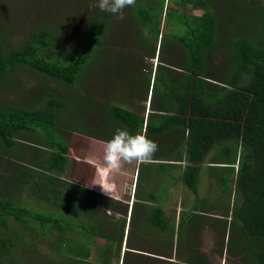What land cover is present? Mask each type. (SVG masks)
Returning <instances> with one entry per match:
<instances>
[{
	"label": "trees",
	"instance_id": "obj_1",
	"mask_svg": "<svg viewBox=\"0 0 264 264\" xmlns=\"http://www.w3.org/2000/svg\"><path fill=\"white\" fill-rule=\"evenodd\" d=\"M166 1L161 0L155 6L154 0H136L134 7L139 9L132 10V22L139 29V33L146 28L155 31L163 41L166 39L165 33H162L163 24L169 21L168 17L172 12L170 9L166 10ZM249 5L251 9L246 16L239 19L242 23L240 25L234 17H229L230 20L225 18L231 16L226 12L227 8L216 6L214 0H177L173 5L174 12L177 11L176 7L186 10L189 8L192 11L189 14L178 11L171 14L177 15L183 31L180 33L175 29L167 35L173 39L170 47L176 46L182 52L178 51L179 75L172 76L170 80L157 77L159 80L165 79L169 93L163 98L161 107L158 105L154 108L155 111L164 113L166 124L172 120L174 125L184 128L181 137H186L188 129V162H203L210 158L212 163L220 165L219 168H224L222 170L225 173H231L223 181L227 190L230 189V178L236 173L237 185L234 192L238 198L230 228L233 227L236 237V220L240 219L241 231L238 252L235 251L237 245H234V239L231 240L230 237L227 250L240 254L245 264H264V0H250ZM90 26L91 24L85 35L84 46L79 52L66 50L60 53L63 51L58 47L60 41L55 39L50 43L49 33L44 29L37 33L35 42H26L18 48L6 46L0 39V84L13 80V72L30 68L66 86H73L83 72L82 66L90 61L92 53L102 48L108 49L102 43L103 33L99 32L97 26ZM133 32L138 34L135 28ZM162 45L168 47V44ZM53 48L56 50L55 58L49 57ZM45 49L49 50L47 55L44 53ZM217 50L225 53L228 58L221 60L219 65L214 67L211 59ZM155 57L156 52L151 58ZM168 64L173 65V62L165 63ZM65 106L64 101L52 95L38 109L0 106V142L5 150L11 151L17 144L15 139L19 138L23 131H43L48 134L50 142L45 146L47 148H38L43 162L38 159L32 167L20 165V180L17 186L20 191L31 187V193L37 199L51 202L57 208L72 214L77 212L78 207L64 198L70 195L77 200V194L80 193H77L76 183L61 178L66 171L68 149L60 138L54 137L47 129V124L52 123V118L54 121L55 110L61 111ZM111 109L115 118L123 123L130 134H143L146 124L143 116L112 104L107 106V110L103 108V111L110 113ZM169 114L174 116L169 117ZM166 124L161 129L155 128L150 119L147 120L146 136L163 133L164 129H167ZM188 124L190 127H187ZM76 133L90 135L83 131ZM223 143L225 147H222ZM188 172L194 174L197 168L189 166ZM0 180L5 183L3 179ZM190 181L191 187L197 182L195 177ZM44 183L52 185L50 196H47L46 192L45 196H41L40 191L35 193ZM80 189L85 197L89 196V190ZM232 192L233 190H230L231 194ZM239 197L242 198V203ZM8 219L17 222L23 231H31L34 236L36 232L30 230L31 222L42 230L52 229L50 233H59V237L63 236L64 232H73L72 228L77 226V235L81 236L82 240H77V250H67L74 255L77 264H93L92 260H96L91 257L92 249L88 247L91 237L88 234L93 233L99 223L91 224L84 220L73 225L72 220L68 218L69 221L63 222L57 215L33 211L23 204L0 198V232L8 228ZM98 228L100 234L109 241L116 239L114 235L102 232L101 227ZM14 239L12 236H0V264H19L24 261L25 258H21L23 254L18 252L21 245ZM83 242L85 244H82ZM105 250L110 256L106 254L107 256L101 259L104 264L120 263L118 252L112 247ZM183 252H176L179 262L164 260L171 259L165 255L161 256L164 259L149 261L151 264H183ZM128 257L131 259L129 263L145 264L143 257L131 258L130 255L123 259L122 264H125Z\"/></svg>",
	"mask_w": 264,
	"mask_h": 264
},
{
	"label": "rangeland",
	"instance_id": "obj_2",
	"mask_svg": "<svg viewBox=\"0 0 264 264\" xmlns=\"http://www.w3.org/2000/svg\"><path fill=\"white\" fill-rule=\"evenodd\" d=\"M160 1L154 0V5H158ZM249 1L214 0V3L216 6H221V8L222 6L227 8L226 12L231 16L224 15L225 18L230 20L229 17H234L239 22V19L246 16L248 10L251 9ZM176 2L177 0L166 1V10L170 9L172 12L169 14V21L163 24L162 33L164 32L166 36L163 41L162 37L158 38L155 31L152 32L144 28L139 33V29L132 22V10H138L139 7L131 6V8H125L123 10L124 18L120 19L118 15L101 11L96 6L98 0H0V39L4 45L9 47L18 48L26 42H35L37 33L44 29L49 33L50 43L55 39L60 41L58 47L63 50L60 53L66 50L79 52L84 46L89 24H91L90 27L97 26L99 32L103 33L102 43L108 49L102 48L92 53L90 61L82 66L83 72L73 86H66L56 79L30 68L13 72V80L0 84V106L38 109L42 107L43 103L51 95L66 103L63 110H55L53 113L54 121L52 118V123L47 124L50 134L58 139L60 138L68 149L66 171L61 175L64 180L77 184V158L86 156V154H81L84 151V143L81 138L85 135L76 133L77 131H83L90 135H101L110 140L117 129H125L123 123L115 118L112 109L110 113H104L103 108L107 110V106L112 104L140 113L143 110L142 106L148 99V95L150 101L147 103L145 114L149 107L153 110L155 106L163 104V98L169 93L166 90L165 79L168 80L172 76L177 77L179 75L178 72L172 71L171 66L179 71L177 60L179 59L178 53L180 51L176 46H173V49L170 47L173 39L168 38L167 35L173 33L175 29L177 32L183 33L182 26L177 20V15L171 14H175L177 11L180 13H192L189 8L186 10L180 7H176L177 11L174 12L173 5ZM239 24L242 25L241 20ZM133 28L136 29L138 34L133 32ZM163 43L168 44V47L162 45ZM97 48L98 45L96 46ZM155 52L156 57L151 58ZM44 53L47 55L49 50L45 49ZM49 54V57L55 58L56 50L53 48V51ZM227 58L228 56L225 53L222 54L221 51L218 52L217 50L212 55L211 64L214 67L218 66L221 60H226ZM171 61L173 65H165V63ZM158 76L165 78L164 81L157 79ZM162 120L165 121V117L163 119L160 118V121ZM171 126L176 127L179 125H167L166 128L170 129ZM175 129L177 135L181 137L183 130L181 128ZM166 134L170 135L169 132H166ZM47 135L43 131H23L19 134V138L15 139L17 144L13 150L11 148V151L5 150L0 142V155H2V157L0 156V179L5 181L3 183L0 180L2 183L0 185V198L23 204L33 211L51 213L52 216L57 215L63 222L72 220L73 225L82 223L84 220L92 224L100 223L106 216L116 217L114 212L108 215L106 211H100L97 215L92 216V219L86 218L88 212H94L84 206L80 207L78 201L70 195L65 197L64 200L69 199L78 207V212L72 214L57 208L51 202L37 199L32 195L31 187L29 186L20 191L17 186L20 180L18 167L20 165L32 167L38 162V159L43 162L40 149H43L50 142V138ZM171 136L176 137L172 134ZM174 138L168 142L171 147L168 150L172 154H176L175 151L179 152L178 150L183 146V138ZM225 146L223 143L222 147ZM167 155L171 154L168 153ZM209 161L211 160L209 159ZM212 171H218L220 174L223 170L221 168H207L205 174ZM230 174H225V178L227 179ZM36 180L39 181V178L36 177ZM236 181L235 173L234 177L230 178L231 189L226 190L221 185H215L216 180L210 178L208 193L205 190L207 188L205 178L202 177L200 184L198 183L200 185L198 194L193 195L192 192H189L191 196L198 197L200 205L205 202L210 207L209 216L219 214L221 216L219 218L224 220L214 219L211 216L208 217V225L204 226V222L202 223L197 215H191L195 223L190 226L191 230H184L183 237L187 239H185L186 244H181L183 247L179 246V249H177L178 247L172 248L168 246L169 244H162V249L158 250L153 247V242H147V247L145 248L150 249H142L139 253L144 254L143 252L145 251L148 253L159 252V259H164L161 256L165 255L171 259L164 260L179 262L176 252L182 250L185 252L182 253L181 259L184 261L182 262L183 264H245L240 254L227 250V243L230 237L231 240L234 239V245H237L235 251L238 252V239L241 231L240 219L236 220V237L233 227L230 228L232 213L235 210L234 207L238 198L235 193L231 194L230 190H236ZM51 186V183H48V185L44 183L40 189L37 188L35 190V193L40 191V195L45 196L44 192H46L47 196H50ZM240 201L242 203V198H240ZM189 202H193V198ZM184 203L185 201L182 202V204ZM77 213L80 217L77 216ZM61 216L63 217L61 218ZM224 221L226 222L225 224ZM197 222H201V226L197 225ZM36 225L31 222L30 230H35V236L37 237L29 230L23 231L24 229L12 219L7 220L8 228L0 232L1 237L12 236L15 237L14 240L17 244L20 243L21 246L18 247V252L23 254L21 258L25 259L19 264H77L74 255L67 250V248L77 250V240H82L81 236L77 235V226L72 228L73 232H64V235L59 237V233L58 235L56 232L50 233L52 229L42 230ZM198 227L202 229L198 231ZM102 228L107 235L119 237L108 241L100 234L97 226L93 233L89 232L88 235L92 241L90 244L93 245L91 257L96 259L92 260L93 264H104L101 259L106 254L109 255L105 248L112 247L118 254L121 253L123 230L114 233L115 225L112 226L111 222L103 224ZM163 238L166 237L162 235L157 237L158 240ZM151 240L153 239L151 238ZM82 244H85V242ZM25 245H28V247L26 248ZM128 247L127 250H130ZM171 249H173L172 252L170 251ZM70 251L72 252V250ZM138 259H142L145 264H151L149 257L141 255ZM130 260V257H128L125 264H133L129 263Z\"/></svg>",
	"mask_w": 264,
	"mask_h": 264
},
{
	"label": "crops",
	"instance_id": "obj_3",
	"mask_svg": "<svg viewBox=\"0 0 264 264\" xmlns=\"http://www.w3.org/2000/svg\"><path fill=\"white\" fill-rule=\"evenodd\" d=\"M171 69L176 72L178 71L175 70L173 66H171ZM148 101H150L149 95L147 101L142 106V112L137 113L145 118L146 124L147 120L150 119V122L155 125V128L158 127L161 129L163 126L165 127L166 122L163 120L160 121L164 113L155 111L156 109L152 110L151 107H149V110L145 114ZM172 116L174 115L169 114V117ZM146 124L143 128L144 135H146ZM167 125H174L173 121L169 120L166 126ZM187 127H190V125ZM175 128L184 129L179 126H171L170 129H164L161 134L154 133L147 136L150 140L158 144V151L154 154L151 163L143 164L134 162L131 165L123 164L120 172L111 174L109 177L110 182L114 184L117 189V196L114 200L103 194L98 185L90 186L95 180L97 167L100 166L101 163V146L104 142L108 141V139L101 135L94 134L85 135L81 138L84 143V151H82L81 154H86V156L77 158V193H80V195L77 194L78 205L80 207L84 206L89 208L94 212H88L86 218L92 219V216L97 215L100 211H106L108 215H111V212L115 213L116 217L106 216V218L97 225L103 230L102 225L111 222L112 226L115 225L114 233L123 230L124 236L121 241L122 248L120 253L121 264L123 263V259L128 255L135 258L143 255L152 260L160 257L158 251H156L158 253H148L147 251L143 252L144 254L139 253L142 249H146L147 242H153V247L158 250L162 249L164 244H169L168 246L172 248H177L183 243L186 244L185 239L187 238L183 237L184 230H191L190 226H193L195 223L191 215H197L202 223L204 222V226L208 225V217L212 216H209L211 211L210 207L206 205L205 202L200 205L198 197L189 194V192H192L193 195L198 194L200 188L198 183L200 184L202 177L205 178V184L207 186L205 190L208 193L210 178L216 180L215 185H221L223 188H227L223 185V181L225 179V174H228V172L225 173L222 171L220 173L221 175L218 171L205 174L207 168L218 169L220 167V165L209 161L210 158H207L203 162L190 163L187 161L186 143L188 129L186 137H180L177 135ZM166 132H169L170 135H167ZM171 134L175 135L177 138H183V146L178 150L179 152L175 151L176 154H172L168 150L171 148L168 142L170 139L174 138ZM176 137L174 139H176ZM172 150L174 149L172 148ZM168 153L171 155H167ZM189 166L196 167L197 172L194 174L187 173ZM193 177H195L197 182L196 184L193 183L194 186L191 187L189 182H191L190 180ZM80 188L89 190L90 193H87L89 196L85 197V195L80 192ZM232 190V194L235 193V189ZM192 198L193 202H189ZM183 201H185L184 204H182ZM77 216L80 217L78 213ZM219 217L221 216L217 214L211 218L221 219ZM225 223L224 221V224ZM224 224L222 225L224 226ZM197 225L201 226V222H197ZM201 229L202 228L198 227L197 230L200 231ZM102 232L105 233V230ZM160 235L165 236L167 239L163 238L158 240L157 237ZM116 237L118 238L119 236H115V238ZM151 238L153 240H151ZM92 246L93 245L89 244L88 247L92 249ZM127 247L130 250H127ZM148 249L150 248L146 250Z\"/></svg>",
	"mask_w": 264,
	"mask_h": 264
},
{
	"label": "clouds",
	"instance_id": "obj_4",
	"mask_svg": "<svg viewBox=\"0 0 264 264\" xmlns=\"http://www.w3.org/2000/svg\"><path fill=\"white\" fill-rule=\"evenodd\" d=\"M135 4L136 0H98L96 6L101 11L118 15L120 19H123V10L129 6L134 7ZM157 151L158 144L146 135L142 133L132 135L126 129H117L114 136L101 146V163L97 167L95 180L90 186L98 185L103 194L114 200L117 189L110 182L111 174L120 172L123 164L151 163Z\"/></svg>",
	"mask_w": 264,
	"mask_h": 264
}]
</instances>
